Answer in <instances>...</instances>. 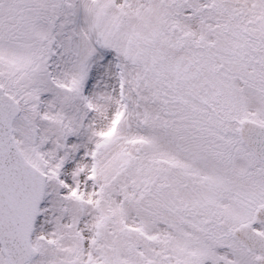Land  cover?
<instances>
[{
  "label": "snow or ice",
  "instance_id": "obj_1",
  "mask_svg": "<svg viewBox=\"0 0 264 264\" xmlns=\"http://www.w3.org/2000/svg\"><path fill=\"white\" fill-rule=\"evenodd\" d=\"M0 264H264V0H0Z\"/></svg>",
  "mask_w": 264,
  "mask_h": 264
}]
</instances>
